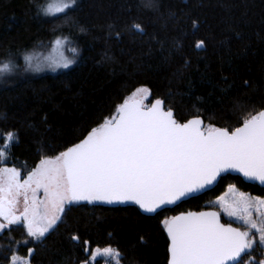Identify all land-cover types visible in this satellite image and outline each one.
Listing matches in <instances>:
<instances>
[{"label":"trees","instance_id":"trees-1","mask_svg":"<svg viewBox=\"0 0 264 264\" xmlns=\"http://www.w3.org/2000/svg\"><path fill=\"white\" fill-rule=\"evenodd\" d=\"M47 1L0 0V61L57 38L80 57L66 72L0 84V133L19 137L0 166L27 174L41 158L80 142L142 87L181 121L199 115L231 130L264 110V0H77L65 13L43 16ZM200 40L205 47L197 49ZM229 185L264 197V187L227 174L213 190L155 216L136 206L73 204L41 241L21 227L2 232L0 264L10 263L11 248L31 264H82L84 241L119 249L120 264H167L162 219L213 208Z\"/></svg>","mask_w":264,"mask_h":264},{"label":"snow or ice","instance_id":"snow-or-ice-1","mask_svg":"<svg viewBox=\"0 0 264 264\" xmlns=\"http://www.w3.org/2000/svg\"><path fill=\"white\" fill-rule=\"evenodd\" d=\"M76 5L77 0H59L41 7V12L56 16ZM133 27L143 32L139 24ZM66 42V38L55 40L57 47ZM195 47L204 48L205 41ZM32 60L24 55L28 68L40 71L39 65L33 68ZM74 62L62 58L56 67L68 68ZM12 67L11 61L4 63L0 72H11ZM149 95L148 88H138L114 116L79 143L41 158L23 178L16 167L0 166V233L23 225L29 237L40 241L62 222L69 206L81 202L132 203L145 213L161 214L229 171L264 184V110L249 113L241 126L230 130L205 124L199 115L181 121L163 99L145 104ZM0 137L3 164L19 137L11 131ZM229 193V199L221 196L216 204L240 227L221 223V211L182 212L162 219L169 240L168 264H245L244 254L257 247L264 255V199L238 192L234 186H229ZM71 239L80 240L76 235ZM84 246L82 264H99L100 259L104 264H120L124 259L111 246L92 249L88 241ZM33 252L29 248L28 256ZM10 264H31V260L12 255Z\"/></svg>","mask_w":264,"mask_h":264},{"label":"rangeland","instance_id":"rangeland-1","mask_svg":"<svg viewBox=\"0 0 264 264\" xmlns=\"http://www.w3.org/2000/svg\"><path fill=\"white\" fill-rule=\"evenodd\" d=\"M56 2H59V0H49L43 7H46L49 3H56ZM43 16L45 15L43 14ZM60 39L63 40L64 38H60ZM55 40L56 39L48 41V42L45 41L43 43H38L34 47L30 48V50H28L27 52H23L20 55V57L11 55L10 57H8V59L4 61H0V65L7 63L9 61H11L12 64L14 65V67H12L11 72H0V84H6L8 82H12L14 80L27 78V77H37L39 75L46 74V73H51V74L63 73V72H66L72 69L76 65L80 57L79 51L77 50L76 53L72 52L71 49L75 47H73L72 46L73 44H71L67 39H66L67 42L64 43L60 47H57V45L55 44ZM24 55H31L33 57V60H32L33 68H35L36 65H39L41 70L34 71L33 69H29L27 64L24 61ZM62 58L71 59V60H74L75 62L71 64L68 68L56 67V62L60 61ZM144 103L147 105H151L150 96H148L147 99L144 100ZM115 114L116 113H114V115ZM229 186H234L238 190V192L245 193L246 195L250 197H253V198L260 197L261 199H264V197L262 196H254L252 194L246 193L242 191L241 189H239L238 187H236V185H229ZM229 186L225 189L224 193H222L220 196H218L216 199L213 200L212 202L213 208L221 211V209L216 204V202L219 200L221 196H225L226 199H229L231 197L232 194L229 193ZM221 215L224 220H228L232 222L233 224L240 227L239 222L235 221L233 218H229L222 211H221ZM17 226L21 227L24 230L25 235L28 237V239H32L31 237L27 235V232L25 228L23 227V225H17ZM33 241L37 242L36 240H33ZM11 249H12L11 256L17 255L16 253L17 249L16 248H11ZM253 251H254V254H253L254 257L252 256L253 257L252 261L254 262V264H256V262L264 260V255L261 254L258 247L254 249ZM245 258H246L244 259L245 264H248L249 255L246 256Z\"/></svg>","mask_w":264,"mask_h":264},{"label":"water","instance_id":"water-1","mask_svg":"<svg viewBox=\"0 0 264 264\" xmlns=\"http://www.w3.org/2000/svg\"><path fill=\"white\" fill-rule=\"evenodd\" d=\"M174 113H175V112H174ZM202 119H203V118H202ZM85 137H86V136H85ZM85 137H84V138H85ZM84 138H83V139H84ZM78 143H79V142H78ZM227 174L234 175V176H238V177H240V178H241L245 183H247V184H255V185H258V186H260V187H264V184H261L260 181H258V180H255V179H249V178L243 176V174L240 173V172H238V171H229V172L222 173L221 177L218 178L217 182L214 183L213 185H211L209 188L203 190L202 192L196 193V194H194L193 196L187 197V198H185V199L182 200V201H178L177 204H175V205H169V206H168V209H173V208H175L176 206L180 205L181 203H183V202H185V201H187V200H189V199H191V198L197 197V196H199V195H201V194H204V193H206V192H208V191L213 190V189L218 185V183H219L220 179L222 178V176L227 175ZM79 204H87V203H86V202H81V203H79ZM88 205H91V206H99V207H107V208H118V207H127V206H136V207L139 208L138 205H135V204H132V203H128V204H112V205L96 203V204H88ZM139 210H140V212H141L143 215H145V216H155V215H156V214L145 213V212H143L141 209H139ZM200 211H219V210H218V209H215V208H209V209H203V210H200ZM200 211H184V212H200ZM180 213H182V212H180ZM180 213H177V214H174V215H178V214H180ZM171 216H173V215H171ZM221 223H225V224L228 223V222H226V221L223 219L222 215H221ZM232 226H233V227H239V226H237V225H235V224H233V223H232ZM164 232H165V231H164ZM165 234H166V232H165ZM166 237H167V234H166ZM167 239H168V237H167ZM168 243H169V240H168ZM168 246H169V245H168ZM252 252H253V251H252ZM252 252H251V253H252ZM248 255H250V254L245 253L244 256H243L242 258L245 259V257L248 256ZM169 259H170V253L168 252V260H167V264H168V262H169Z\"/></svg>","mask_w":264,"mask_h":264},{"label":"flooded vegetation","instance_id":"flooded-vegetation-1","mask_svg":"<svg viewBox=\"0 0 264 264\" xmlns=\"http://www.w3.org/2000/svg\"><path fill=\"white\" fill-rule=\"evenodd\" d=\"M25 175H26V174H25ZM25 175L22 174V178H23ZM13 226L19 227V226H17V225H12L11 227H13ZM11 227H10V228H11ZM10 228H9V229H10ZM253 254H254V251L249 255V260H252V259H253V257H254ZM252 256H253V257H252ZM245 259H246V258H245Z\"/></svg>","mask_w":264,"mask_h":264}]
</instances>
